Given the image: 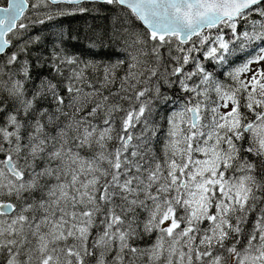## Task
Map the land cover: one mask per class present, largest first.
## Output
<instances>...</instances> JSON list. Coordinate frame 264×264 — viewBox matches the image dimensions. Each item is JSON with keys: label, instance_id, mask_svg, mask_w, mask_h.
<instances>
[{"label": "snow or ice", "instance_id": "snow-or-ice-1", "mask_svg": "<svg viewBox=\"0 0 264 264\" xmlns=\"http://www.w3.org/2000/svg\"><path fill=\"white\" fill-rule=\"evenodd\" d=\"M0 264H264V0H0Z\"/></svg>", "mask_w": 264, "mask_h": 264}, {"label": "trees", "instance_id": "trees-1", "mask_svg": "<svg viewBox=\"0 0 264 264\" xmlns=\"http://www.w3.org/2000/svg\"><path fill=\"white\" fill-rule=\"evenodd\" d=\"M63 20H64L63 27L65 29H67L69 26H71L72 28H80L82 26H85V20L79 17H65L63 18ZM86 23L88 25L96 24L102 26L105 23V21L103 19H94L93 17H88Z\"/></svg>", "mask_w": 264, "mask_h": 264}]
</instances>
